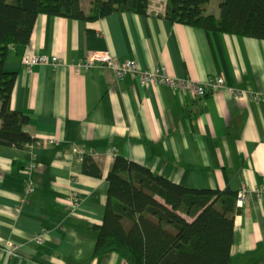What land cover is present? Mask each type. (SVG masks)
Returning <instances> with one entry per match:
<instances>
[{"label": "crops", "instance_id": "obj_1", "mask_svg": "<svg viewBox=\"0 0 264 264\" xmlns=\"http://www.w3.org/2000/svg\"><path fill=\"white\" fill-rule=\"evenodd\" d=\"M166 8V0H150L153 16L116 13L93 23L40 15L30 43L10 49L11 106L29 119L26 130L38 142L0 145V264H127L116 253L96 255L117 157L190 190L237 194L261 185L264 41L168 22L157 16ZM94 52L197 84L222 76L262 99L237 100L228 90L196 98L118 79L99 65L79 73L50 64L28 73L22 65L39 55L72 66ZM28 181L34 192L25 198ZM72 192L80 206L68 212ZM240 211L231 264H264V194L252 193Z\"/></svg>", "mask_w": 264, "mask_h": 264}, {"label": "trees", "instance_id": "obj_2", "mask_svg": "<svg viewBox=\"0 0 264 264\" xmlns=\"http://www.w3.org/2000/svg\"><path fill=\"white\" fill-rule=\"evenodd\" d=\"M159 18L264 41V0H166ZM116 13L150 17V0H0V145L37 144L29 119L12 109L15 76L5 70L11 48L30 43L38 16L98 22ZM109 198L96 255L116 253L127 264H231L237 194L190 190L117 157L108 176Z\"/></svg>", "mask_w": 264, "mask_h": 264}, {"label": "built area", "instance_id": "obj_3", "mask_svg": "<svg viewBox=\"0 0 264 264\" xmlns=\"http://www.w3.org/2000/svg\"><path fill=\"white\" fill-rule=\"evenodd\" d=\"M50 64L53 67L59 66H70L76 73H79L81 69H90L95 66H102L111 70L116 78L123 79L130 76L132 79L140 81L143 86L148 85H164L170 87L173 91L187 94L191 93L196 98H203L208 95L214 94L221 90H228L230 95L235 99H247L248 101L259 102L262 97L257 92H251L246 89H238L229 87L226 80L222 76H213L202 84H197L187 80H179L169 77L161 69H147L142 70L139 68L136 62L125 61L122 63H115L113 58L108 53L94 52L90 53L83 60L76 65H67L58 57L48 56H25L22 59V65L28 73H31L35 66H42ZM34 192V184L32 181H28L24 188L25 198L30 197ZM252 193H255L260 200H262L264 194V178L262 179L261 185L254 189L249 190L246 187H242L236 196L237 207L242 210L250 200ZM80 206V199L78 194L72 192L70 194L68 204L66 208L68 212L76 211ZM35 241L37 244L44 243V234H39ZM15 250L9 249L8 253L13 255Z\"/></svg>", "mask_w": 264, "mask_h": 264}, {"label": "rangeland", "instance_id": "obj_4", "mask_svg": "<svg viewBox=\"0 0 264 264\" xmlns=\"http://www.w3.org/2000/svg\"><path fill=\"white\" fill-rule=\"evenodd\" d=\"M223 0H212L211 4L209 6V13H214V12H218L219 11V4L222 2Z\"/></svg>", "mask_w": 264, "mask_h": 264}]
</instances>
